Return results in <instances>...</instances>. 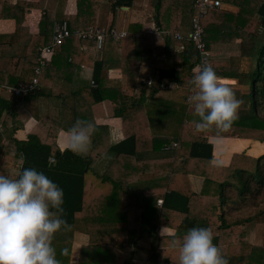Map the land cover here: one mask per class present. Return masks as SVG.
I'll return each instance as SVG.
<instances>
[{
	"label": "trees",
	"instance_id": "trees-1",
	"mask_svg": "<svg viewBox=\"0 0 264 264\" xmlns=\"http://www.w3.org/2000/svg\"><path fill=\"white\" fill-rule=\"evenodd\" d=\"M66 1L58 0V6ZM195 1L151 0L152 21L166 32L163 55H155L152 34L136 36L142 25L130 23L125 35L120 39L109 35L101 47L106 51L114 43L122 48V56L104 55L93 61L96 85L75 87V73L88 55L82 47L96 41L72 33L43 65L38 61L39 47L52 42L55 22L67 20L72 31L97 26L88 15L95 0H77L73 15H65L62 8H48L46 0H0V17L16 21L14 33H0V57L10 51L0 68V84H29L40 66L39 81L49 86L43 94L44 113L38 92L11 98L0 94V121L6 131L0 148L2 163L7 167L18 164L20 169L36 167L63 188L61 215L66 225L52 237L61 264L71 262L76 241L80 242L77 264H175L178 250L171 246L172 235L179 237L192 226L209 228L227 264H264V241L251 243L246 235L248 223L264 219V153L234 152L228 164H217L210 140L211 136L234 137V148L242 149L247 145L236 137L264 142V0H221L222 6L209 8L202 17L209 50L240 39L239 54L208 61L218 76L235 78L241 86L232 88L242 101L237 118L219 134L214 128L194 129L187 97L201 52L194 41L175 36L187 20L191 28ZM108 2L114 14L110 28H116L117 8L131 6L134 0ZM31 7L42 10L36 33L25 24ZM143 62L152 64L150 76L140 72ZM113 66H119L125 76L122 99L115 106L124 137L116 143L111 142L108 126L97 124L92 109L104 99L101 87L106 86L104 78ZM18 106L37 118L26 140L13 136L20 126ZM78 116L94 123L86 154L57 145L59 132L66 131ZM263 148V143L255 141L251 151ZM105 154V167L98 169ZM51 158L54 166L48 165ZM161 226L175 232L161 235ZM119 237L125 239L124 245H117ZM62 248L68 250L66 255H61Z\"/></svg>",
	"mask_w": 264,
	"mask_h": 264
},
{
	"label": "clouds",
	"instance_id": "clouds-1",
	"mask_svg": "<svg viewBox=\"0 0 264 264\" xmlns=\"http://www.w3.org/2000/svg\"><path fill=\"white\" fill-rule=\"evenodd\" d=\"M192 72V94L187 100L194 129L214 128L222 133L237 118L242 101L207 60ZM66 131L68 149L82 154L89 147L94 123L78 116ZM54 164L49 159L48 165ZM63 202V188L43 170L22 167L15 176L0 173V264H61L52 237L66 225ZM170 243L178 250L175 264H227L206 226L189 227L179 237L172 235ZM67 251L62 248L60 253Z\"/></svg>",
	"mask_w": 264,
	"mask_h": 264
},
{
	"label": "crops",
	"instance_id": "crops-1",
	"mask_svg": "<svg viewBox=\"0 0 264 264\" xmlns=\"http://www.w3.org/2000/svg\"><path fill=\"white\" fill-rule=\"evenodd\" d=\"M10 1L14 3L17 0H10ZM45 5L50 9H54V8L56 9L57 7L62 8V11L64 12L65 15L75 14L78 8L77 0H67L66 3L62 5V7L58 6V0H46ZM226 8L233 9V10L237 9V7L234 5H227ZM0 12H1V4H0ZM152 12L153 11L151 7V0H134L133 5L131 6H128V5L120 6L119 8H117L116 18H114L115 23H116L115 24L116 28L118 30H127L130 23H134V24L140 23L143 29L150 27L153 25L152 24L153 23L152 21L153 13ZM41 14H42V10L36 7H31V9L26 11L25 24L29 27L31 33L38 32ZM88 15L89 17H93V19L97 23V26H100L103 28H109L111 25V21L113 20L114 14L111 10V6L108 0H95V2L91 5L89 9ZM189 28H190V20H187L186 23H184L181 31L187 32ZM15 31H16V21L14 18H1L0 17V33H14ZM163 38L164 36L151 35L154 53L156 56H162L164 53ZM16 40H17V36L15 37V41ZM239 42H240V39H237L235 43L230 44V45L222 44V45L214 46L211 50L213 54L212 56L213 59H224V58H228L230 56L239 54ZM109 45H110L109 49L108 50L106 49V51H103L102 48L101 49L97 48L94 43H88V44L83 45L82 50L88 53V55L84 56L86 64H82L76 71L74 80H73V86L77 87V86H81L84 84L92 85L91 81L94 80V77H93L94 68L92 65L93 61H96L102 58V56L104 55L106 57L114 56V58L122 56L121 47H117L114 43H110ZM8 52L10 51H6L2 53V56L0 57V68L3 67V65L5 64L7 57H8ZM39 54H40V51H39ZM54 55L51 57V59L54 57ZM70 61L71 59H69V62ZM140 72L143 75L150 76L152 73V64L147 63V62L141 63ZM219 77L224 81H229L227 83L231 88L241 87L239 86V84L237 83V79L235 78L221 77V76ZM104 79L106 82L105 84L106 86L101 87L102 93L104 95V99L102 101H99L93 104L92 109H93L95 121L97 122V124L107 125L110 131L111 142L116 143L124 137L123 122H122L121 117L115 114V106L122 99V88L120 86H121V83L125 81V76L123 74L122 69L119 66H113V67L108 68L107 75ZM141 80H143V78H140L139 82ZM39 83H40V89L37 92L42 95L40 98V105H41L40 112L44 113L46 107L44 103L43 94H46L49 91V86L41 82ZM4 96L6 98H11L10 94H5ZM16 109L18 111V120H19L20 126L14 131L13 136L19 140H26L29 132L36 125L37 118L32 113H30L24 106L23 107L18 106ZM0 124L2 125V128H3L2 131L0 132V148H1V145L3 144L4 139H5L6 131H4L2 120L0 121ZM113 131L116 133V138H118L116 141H112ZM236 138L238 140L245 141L244 143H248L247 141L255 140V139H249V138H238V137ZM210 140L214 144V150H213V162L214 163H216V161H220L221 162L220 164H228L234 152L246 151L247 153L256 155V156L264 153V148H263V151L260 150L258 153L254 151L253 152L249 151L246 148H243V149L234 148V146L236 145V144H232L233 143L232 141H235L234 137H213L211 136ZM218 140H225V141L220 142ZM216 141H218L219 143H217ZM256 141H259V140H256ZM261 143H263L264 145V142L261 141ZM67 144H68L67 131L61 130L57 137V145L59 146V148L63 150L65 148H68ZM89 149H90V143H89V147L87 151L82 154L88 153ZM107 155L108 154H105V157L103 158V160L98 162L97 164L98 169H101V168L103 169L105 167V163H106L105 158ZM2 158H3V154L0 152V171L8 172L10 174L16 175L17 172L20 170V165L16 164L14 167H7L3 165ZM198 186H200V183ZM172 215L176 217H180V218L184 216V214L180 212H172ZM260 222L264 223L263 220L257 219L256 221L250 222L247 225L246 235H247L248 241L251 243H263L264 241V236L262 235L263 232H261V230L259 229ZM254 227L256 229H254ZM162 229L166 234H172L175 232V229L172 227L161 226L159 227V233L161 235H163L161 232ZM252 230L254 231L251 233L254 235L253 238L249 236V232ZM260 235H262L263 237L262 238L259 237ZM76 244H79L78 249H77V251H79L80 242L77 243L76 241L74 245L76 246ZM73 262H74V258H73ZM76 262H77V258H76Z\"/></svg>",
	"mask_w": 264,
	"mask_h": 264
},
{
	"label": "built area",
	"instance_id": "built-area-1",
	"mask_svg": "<svg viewBox=\"0 0 264 264\" xmlns=\"http://www.w3.org/2000/svg\"><path fill=\"white\" fill-rule=\"evenodd\" d=\"M195 6L197 7V12L193 15L191 20V28L186 33L182 31H177L175 36L183 40L185 38L190 39L195 42L196 46L201 52V61L195 67L198 68L201 66L202 60L211 59L212 52L207 48V42L204 38V26L202 24V17L208 12L209 8L220 7L222 6L221 0H196ZM153 25L143 30L137 32L135 35L139 36L140 34L150 33L152 35L163 36L164 31H161L153 21ZM54 34L53 40L51 43L41 46L39 51L38 61L40 65L46 63L47 60H50L56 51L57 45L61 44L64 38L72 35V33L77 34L78 36L86 39H92L96 41L95 46L97 48H101L104 42L105 37L111 35L117 39H120L123 35L127 33L126 30H118L117 28H103L100 26L91 25L86 29H76L72 31L69 27V22L67 20L63 22H55L54 24ZM184 46L181 44L179 48L182 49ZM40 66L35 68V77L29 84H25L23 82L19 83V85H10V84H0V94H10V96L15 95H24L28 92H37L40 89ZM92 85H96L95 81L92 80ZM5 92V94L3 93ZM192 93H190L191 95ZM2 125L0 124V132L2 131ZM173 145L178 146L176 142H173ZM52 160L54 158H51ZM158 204L162 205V199L158 200Z\"/></svg>",
	"mask_w": 264,
	"mask_h": 264
},
{
	"label": "rangeland",
	"instance_id": "rangeland-1",
	"mask_svg": "<svg viewBox=\"0 0 264 264\" xmlns=\"http://www.w3.org/2000/svg\"><path fill=\"white\" fill-rule=\"evenodd\" d=\"M225 8H226V6H225ZM212 56H213V54H212ZM243 65L244 66H246L247 65V61L245 60L244 62H243ZM225 82H229V81H225ZM237 83H238V81H237ZM242 87H244V86H242ZM244 88H246V87H244ZM4 94H5V92H3ZM118 138H116V133L113 131L112 132V141H116ZM228 140V139H227ZM218 141H220V142H223V141H225V140H218ZM255 141L256 140H254V141H248V143H245V146H246V149H248L249 151H251L252 150V148L253 147H255ZM259 142H261L260 140H259ZM261 150V149H260ZM259 150V151H260ZM103 166V165H102ZM194 183H195V185H197V180H194ZM263 221H264V219H263ZM254 229H256L255 227H254ZM258 229V228H257ZM259 229L261 230V232H264V223L263 222H260V227H259ZM258 229V230H259ZM252 232H254L253 230L252 231H250L249 232V236L251 237V238H253L254 237V235L253 234H251ZM262 235L264 236V234L262 233ZM262 235H260L259 237H263ZM81 237H83V238H86V237H84V236H81ZM123 242V244L122 245H124L125 244V239H123V237H119V238H117L116 239V243L117 244H119V243H122ZM77 243H79V241H77ZM78 246H79V244H76V246L74 245V253H73V257H72V260H71V262H70V264H77V262H76V258H77V256H78V251H77V249H78ZM73 258H74V262H73Z\"/></svg>",
	"mask_w": 264,
	"mask_h": 264
},
{
	"label": "water",
	"instance_id": "water-1",
	"mask_svg": "<svg viewBox=\"0 0 264 264\" xmlns=\"http://www.w3.org/2000/svg\"><path fill=\"white\" fill-rule=\"evenodd\" d=\"M123 244V242L122 243H119V244H117L118 246H121Z\"/></svg>",
	"mask_w": 264,
	"mask_h": 264
}]
</instances>
